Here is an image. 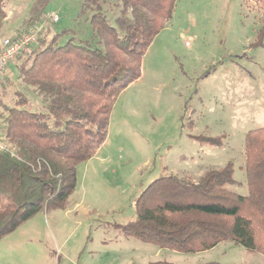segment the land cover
<instances>
[{"label":"rangeland","instance_id":"374dc122","mask_svg":"<svg viewBox=\"0 0 264 264\" xmlns=\"http://www.w3.org/2000/svg\"><path fill=\"white\" fill-rule=\"evenodd\" d=\"M83 3L8 0L0 43L25 30H38L27 52L38 48V38L87 41ZM263 25L262 0H176L142 58L140 77L117 97L105 142L77 166L67 208L39 212L1 239L0 264H264L261 255L233 243L182 254L118 228L134 219L140 193L161 177L199 182L231 163L227 188L247 194L244 138L264 127V47L255 45ZM66 29L74 35L63 34ZM13 81L0 78L8 98ZM197 137L220 138V145Z\"/></svg>","mask_w":264,"mask_h":264},{"label":"trees","instance_id":"16d2710c","mask_svg":"<svg viewBox=\"0 0 264 264\" xmlns=\"http://www.w3.org/2000/svg\"><path fill=\"white\" fill-rule=\"evenodd\" d=\"M7 1L0 0V31ZM110 1L84 0L89 40L60 45L55 35L47 42L38 38L36 50L21 51L12 63L11 98L0 82V139L6 146L0 151V240L39 212L67 208L77 166L105 142L117 97L140 77L142 58L176 3ZM63 34L74 35L69 29ZM263 41L264 25L255 45L264 47ZM196 139L212 145L221 140ZM243 152L246 195L227 188L231 163L199 182L161 177L140 193L134 219L118 228L172 252L197 254L233 243L264 258V127L246 133Z\"/></svg>","mask_w":264,"mask_h":264},{"label":"built area","instance_id":"2783aa9c","mask_svg":"<svg viewBox=\"0 0 264 264\" xmlns=\"http://www.w3.org/2000/svg\"><path fill=\"white\" fill-rule=\"evenodd\" d=\"M52 21H58V17H51ZM38 30H31L16 40L5 39L0 43V78L7 74L9 65L14 63L21 51L30 48L37 41ZM6 146L0 139V151Z\"/></svg>","mask_w":264,"mask_h":264},{"label":"crops","instance_id":"0c3cea01","mask_svg":"<svg viewBox=\"0 0 264 264\" xmlns=\"http://www.w3.org/2000/svg\"><path fill=\"white\" fill-rule=\"evenodd\" d=\"M14 74H15V72H14V67H13V64H11V65H9V67H8V72H7V76L8 77H12V76H14Z\"/></svg>","mask_w":264,"mask_h":264}]
</instances>
